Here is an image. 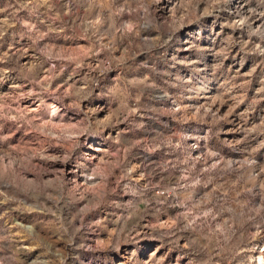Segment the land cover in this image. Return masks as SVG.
I'll return each mask as SVG.
<instances>
[{
    "label": "rangeland",
    "instance_id": "374dc122",
    "mask_svg": "<svg viewBox=\"0 0 264 264\" xmlns=\"http://www.w3.org/2000/svg\"><path fill=\"white\" fill-rule=\"evenodd\" d=\"M0 264H264V0H0Z\"/></svg>",
    "mask_w": 264,
    "mask_h": 264
},
{
    "label": "bare ground",
    "instance_id": "6f19581e",
    "mask_svg": "<svg viewBox=\"0 0 264 264\" xmlns=\"http://www.w3.org/2000/svg\"><path fill=\"white\" fill-rule=\"evenodd\" d=\"M255 172H257V169H249L248 171H247V180H248V185L250 186V187H253V186H255L259 181H258V179L259 178H256L255 176L256 175H254L255 174Z\"/></svg>",
    "mask_w": 264,
    "mask_h": 264
}]
</instances>
